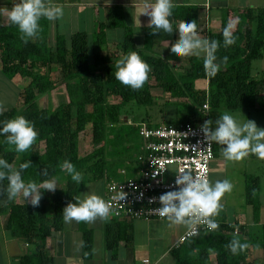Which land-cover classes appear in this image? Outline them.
Instances as JSON below:
<instances>
[{
  "label": "trees",
  "instance_id": "obj_1",
  "mask_svg": "<svg viewBox=\"0 0 264 264\" xmlns=\"http://www.w3.org/2000/svg\"><path fill=\"white\" fill-rule=\"evenodd\" d=\"M197 12L195 6H174L171 16L174 32H178L182 21L185 24L195 21L197 25ZM234 21L235 43L224 47L223 29ZM115 22L117 27L124 29V38L116 51L105 53L101 48L106 46L105 30L109 23H99L91 40L83 32H74L68 45L63 35L50 36L49 21L43 18L39 38L26 42L20 39L18 29L9 21L6 25L0 24V72L8 80L26 81L20 93L24 107L0 112V122L22 115L34 124L38 133L33 145L24 153H17L14 146L0 142V158L13 167L29 161L31 167L22 173L25 182L40 183L50 178L63 182L52 191L47 203L40 199L38 206L21 205L16 197L9 200L7 181L0 182V199L5 202L2 209L6 213L3 228L29 246V253L22 257L21 264H53L46 255V239L61 231L63 208L69 202H75L74 198L88 183L123 179L116 171L124 161L138 153L141 139L137 123L127 125L122 122L121 111L130 104L156 106L157 98L151 94L153 88L168 94L175 102L161 105L162 109L158 111L161 116L165 117L162 111L166 108L170 112L160 123L153 124L149 118L140 122L149 127L196 124L201 119L199 109L205 103L209 107V120L211 113L221 110L244 112L246 118L253 110H264V77L255 79L251 74L252 62L264 58V7L236 12L226 10L218 31L208 30L207 39L221 43L216 53L218 60L227 57V62L212 78L204 71L203 58L188 57L189 67L180 73L168 63L172 55L164 59L152 55L149 49L136 48L130 28L119 18ZM130 51L137 52L151 68L149 79L139 90L122 85L112 74L116 60ZM52 66H57L61 72L65 102L52 110L42 109L36 103V94L46 95L56 89ZM182 106L187 112L179 115L178 109ZM87 125H90L94 149L80 157L79 134ZM3 140L0 136V141ZM216 151L217 144L213 143L214 156ZM64 160H69L81 172L80 184L61 170L59 165ZM43 170L47 171V176L41 175ZM243 183L245 205L251 209L252 221L258 222V178L245 174ZM215 219L219 227L206 237L193 238H197L196 244L201 242L202 247L195 245L193 257L179 261V264H207L208 250L214 251L216 264H256L248 262V256L251 250H260L262 255L258 264H264V237L244 240L233 235L234 228L226 223L222 207ZM104 232L105 248L114 252L118 240L113 235V224H107ZM89 235L85 232L84 241L88 247ZM193 239L187 240L184 246L193 244ZM233 239L246 242L249 247L233 255L227 248Z\"/></svg>",
  "mask_w": 264,
  "mask_h": 264
},
{
  "label": "crops",
  "instance_id": "obj_2",
  "mask_svg": "<svg viewBox=\"0 0 264 264\" xmlns=\"http://www.w3.org/2000/svg\"><path fill=\"white\" fill-rule=\"evenodd\" d=\"M16 2L18 0H0V8L11 9ZM52 3L61 6L64 14L55 21H49L50 36L53 37L55 33L63 35L67 45L74 32H83L91 40L99 23H109L108 28L105 30L106 46L102 53L116 51L124 38V29L116 26L115 20L117 21L118 18L126 27L130 28L136 48L149 49L152 55L157 57L165 59L170 56L174 40L179 38L178 33L174 30L170 34H153L147 26L149 19L147 16H139L138 25L136 17L139 0H52ZM173 4L174 6L197 7V34L200 38H207L208 30L218 31L220 20L226 10L236 12L244 9H257L264 7V0H173ZM0 11L2 15V17L0 16V24L6 25L8 22L7 13L3 10ZM169 19L172 22L171 17ZM213 28L215 30H212ZM263 60L264 58L253 61L252 64L254 62L260 64L259 62H263ZM171 61V67L180 73L189 67L188 57L172 56ZM258 68L262 69L263 66H258ZM260 71L262 72L260 78H262L264 77V69ZM254 78L258 79L256 76ZM153 90H156V88L151 90V94ZM159 94L161 98L156 97L159 103L175 102L168 94H162L161 92ZM152 96L155 97L154 93ZM163 99V102L160 101ZM225 112L233 114L241 120L254 121L258 128L264 129L263 109L251 111L247 118L245 113L240 111L221 110L215 114L219 115ZM125 122L127 125L138 124L142 122V119L131 121L127 118ZM221 147L223 146L217 144L216 154L210 163V171L214 175L216 174V180L227 179L233 185L232 190L224 194L225 197H229V204L224 201L221 205L224 208L226 223L234 228L233 235L244 240H260L264 237V160L249 155L240 161L228 162L223 158L220 162H216L215 157L218 159L219 152L221 154ZM138 153L133 154L130 159L124 161L123 166L117 169L116 173L123 177L122 180L134 174L136 167L130 162ZM122 171H125L124 175L121 174ZM245 174L258 178L260 203L258 222L252 221L251 209L245 205L243 183ZM59 181L60 183H56L61 187L63 182ZM94 183L84 185L78 196L94 193L104 199L105 180ZM18 197H16V200ZM230 201L233 204H230ZM4 203L0 199V264H21L22 257L29 253V246L22 240L13 238L9 232L4 230L3 223L6 217V213L2 209ZM107 224H113V235L115 240H118L114 252L105 248L104 231ZM85 232L90 234L89 247L84 241ZM185 232L183 226L170 225L167 220H115L108 216L107 219L97 217L89 222L74 220L65 222L62 214V229L58 233H52L46 239L45 251L46 255L53 260V264H143L142 261L144 260H148L153 264H179V261L193 257L195 245L202 247L201 242L196 244L197 238L191 241L193 244L189 243L185 246L186 242L178 244L180 237ZM202 236L206 237V235ZM261 255L260 250H251L248 262L252 261L258 264ZM207 256V264H216L213 250H208Z\"/></svg>",
  "mask_w": 264,
  "mask_h": 264
},
{
  "label": "clouds",
  "instance_id": "obj_3",
  "mask_svg": "<svg viewBox=\"0 0 264 264\" xmlns=\"http://www.w3.org/2000/svg\"><path fill=\"white\" fill-rule=\"evenodd\" d=\"M173 0H139L138 17L147 16L148 28L152 33H173V23L170 21ZM7 13L8 21L20 33V39L27 41L39 38L41 31L40 21L46 19L55 21L63 16V8L52 3V0H18L11 9L0 8ZM235 21L229 23L222 32L224 47L235 43L232 30ZM195 21L178 26V41L171 47L173 57H202L203 68L209 78L215 77L221 66L227 62V57L218 60L216 55L221 43L217 40L200 38L197 34ZM170 64L172 61L169 60ZM150 66L141 59L135 51L124 54L115 62L114 78L122 85L132 90L141 89L149 79ZM241 115V113H240ZM204 141L209 146L216 143L221 146V154L228 161H240L249 155L264 160V129L258 128L254 121L241 120L237 116L225 112L219 114L214 122L205 120L200 127ZM0 136L2 143L12 145L17 153L26 152L37 139L38 133L34 124L22 115H17L7 121L0 122ZM31 167L29 161H24L18 167H13L6 159L0 158V182L7 181L8 199L22 196L32 206H38L45 191L57 189L55 178L44 179L40 183L25 182L22 178L24 170ZM59 167L71 177V180L80 184L82 174L69 161L64 160ZM47 176L46 170L41 172ZM175 190L168 191L158 197L159 207L152 209L160 217L165 218L170 225L183 226L188 237H197L200 225H204L209 232L219 227L215 217L221 211L220 199L232 190V183L227 180L210 182L205 176H194L190 171H182L176 175ZM125 193L120 192L115 197L125 199ZM64 207L62 214L65 222H89L97 217L107 219L110 207L107 202L94 193H86L74 198ZM249 247L246 242L233 239L227 245L231 254L236 255Z\"/></svg>",
  "mask_w": 264,
  "mask_h": 264
},
{
  "label": "built area",
  "instance_id": "obj_4",
  "mask_svg": "<svg viewBox=\"0 0 264 264\" xmlns=\"http://www.w3.org/2000/svg\"><path fill=\"white\" fill-rule=\"evenodd\" d=\"M199 113L201 119L196 124L159 127H149L146 123L136 125L141 146L139 153L130 162L136 167L134 174L120 181H105L104 200L110 207L111 218L130 221L166 220L152 209L159 207L160 195L175 190L176 175L190 171L194 176H205L209 180L214 142L208 146L200 131L204 121L209 120L207 103L202 105ZM121 174L124 175L125 171ZM119 191L126 194L124 200L115 198ZM199 228V235L212 232L204 225ZM193 238L185 232L178 244ZM142 263L153 264L148 260Z\"/></svg>",
  "mask_w": 264,
  "mask_h": 264
},
{
  "label": "rangeland",
  "instance_id": "obj_5",
  "mask_svg": "<svg viewBox=\"0 0 264 264\" xmlns=\"http://www.w3.org/2000/svg\"><path fill=\"white\" fill-rule=\"evenodd\" d=\"M0 16L1 11H0ZM1 20V19H0ZM212 30H215L214 28ZM106 39V38H105ZM105 46H102L101 50L103 52ZM258 62H254L252 64V76H256L258 79L261 77L260 75L262 72L260 70L264 69V60L263 62H259L260 64H256ZM258 66H263L262 69H259ZM51 71L54 75V78L56 79V89L52 91L51 93H48L46 95H38L36 94V103L39 108L42 109H54L57 105L63 103L65 101V94H64V87L62 86V83L60 81V76L61 72L57 66H52ZM258 75V76H257ZM17 80H8L6 79L1 73H0V111H5V110H10L11 108H16V109H22L24 107L23 101L20 99V93L23 90V88L26 86V81L21 80L19 78H16ZM153 93L155 97L161 98L160 90H153ZM152 93V94H153ZM160 101H164L160 100ZM162 103L158 102L157 106L148 108V107H143V106H136L134 104H130L126 106L125 108L122 109L121 111V120L122 122L126 121L127 118H129L131 121H138L143 119L142 121H147V118L154 123L158 124L170 112L168 108L166 110L164 109L162 111V114L165 116H161L160 113L158 112L159 109H162L161 106ZM187 112L186 107H180L178 109L179 115H183ZM217 112H213L215 114ZM211 115L210 120L214 122L219 118V115ZM243 120V119H242ZM222 148V147H221ZM94 149V145L92 144L91 141V130H90V125L86 126V129L84 132L79 134V155L80 157L90 153ZM223 159L222 154L219 152V157L218 159L215 157L216 162H220ZM124 164V163H123ZM121 164L120 166H122ZM116 167H119L116 166ZM120 168V167H119ZM211 170V169H210ZM214 176V178H213ZM217 176L216 174L212 173L210 171L209 173V180L210 182H215L217 181ZM95 184V183H94ZM96 185V184H95ZM57 186V183H56ZM96 187V186H95ZM52 192L45 191L44 195L42 196L41 200L48 202L49 197L51 196ZM18 197V196H17ZM229 197H225L224 195L220 199V204L222 205L223 202L225 201L226 204H229ZM234 200V199H231ZM19 204L21 205H31L27 200L24 202L23 197L19 196L16 200ZM230 204L231 203L230 201Z\"/></svg>",
  "mask_w": 264,
  "mask_h": 264
}]
</instances>
